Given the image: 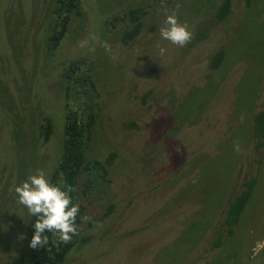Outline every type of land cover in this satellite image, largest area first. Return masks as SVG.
Here are the masks:
<instances>
[{
	"label": "rangeland",
	"instance_id": "1",
	"mask_svg": "<svg viewBox=\"0 0 264 264\" xmlns=\"http://www.w3.org/2000/svg\"><path fill=\"white\" fill-rule=\"evenodd\" d=\"M74 1L80 14L70 12L52 46L56 0H0V264H31L15 187L37 170L50 179L70 111L94 122L75 184L85 240L60 264H264V149L253 135L264 108V0H231L222 20L221 0ZM172 13L193 34L184 47L160 36ZM252 177L228 233L223 210Z\"/></svg>",
	"mask_w": 264,
	"mask_h": 264
},
{
	"label": "trees",
	"instance_id": "2",
	"mask_svg": "<svg viewBox=\"0 0 264 264\" xmlns=\"http://www.w3.org/2000/svg\"><path fill=\"white\" fill-rule=\"evenodd\" d=\"M77 3L74 0H56L55 6L57 12H63V20L61 22V29L55 32L49 41L55 45L59 39L64 35L66 30V23L68 22V11H72L77 7ZM231 0H222L220 4L216 7V17L218 19H224L230 12ZM66 10V11H65ZM140 29V23L134 25L131 30L124 31L120 39H122V44L127 45L134 37L138 34ZM52 45V46H53ZM223 58V51H217L211 58L210 66L215 67L220 64ZM42 122L44 132V138L47 139L51 131L49 118H44ZM94 119L91 117L84 124L78 121L76 116L66 115L63 143H62V156L57 163L55 170L50 177V183L59 186V180L63 183L60 187L63 190H67L68 186L72 188L75 187L78 176L86 169L88 165L85 161V156L83 153V142L89 138V126L93 123ZM254 136L256 137V148L264 147V109L257 112L254 116ZM111 157L107 158L108 160ZM97 166V162L93 163ZM255 179L252 178L246 185L249 187L248 190H243L238 194L233 201L229 202L226 214L224 216V224L229 227V230L238 222L243 208L248 200L250 189L254 186ZM75 189V188H74ZM76 192H71L73 203L75 202ZM37 217L29 215L27 218V230L29 234L34 235L35 229L33 224L35 223ZM77 226V218H76ZM49 237V243L43 247H38L36 249H31V264H60L63 262L64 255L69 251L78 241H84L85 237L78 235L73 236L71 242L64 244L59 240L57 234L46 233ZM215 244H217L215 242Z\"/></svg>",
	"mask_w": 264,
	"mask_h": 264
},
{
	"label": "clouds",
	"instance_id": "3",
	"mask_svg": "<svg viewBox=\"0 0 264 264\" xmlns=\"http://www.w3.org/2000/svg\"><path fill=\"white\" fill-rule=\"evenodd\" d=\"M178 7V6H177ZM165 26L160 28L162 39L169 41L179 47L186 46L193 38V34L188 30L186 23H180L175 13L166 16ZM92 39L98 38L93 36ZM87 41H80L79 47L87 46ZM106 52L111 53V45L100 42ZM95 51L94 48L89 49ZM165 49L160 48V54L164 55ZM115 59V55L112 56ZM239 151V145H236ZM75 189L71 186L67 190L50 183L49 178L43 170H37L35 174L28 177L21 185L15 187L18 196L17 203L23 205L29 215L37 217L33 224L35 232L30 240L29 246L33 249L43 247L49 243L46 233L57 234L59 240L64 244L71 242L73 236L78 235L76 218L80 211L79 204H74L71 192ZM82 219H89L84 216Z\"/></svg>",
	"mask_w": 264,
	"mask_h": 264
},
{
	"label": "flooded vegetation",
	"instance_id": "4",
	"mask_svg": "<svg viewBox=\"0 0 264 264\" xmlns=\"http://www.w3.org/2000/svg\"><path fill=\"white\" fill-rule=\"evenodd\" d=\"M221 1H222V0H221ZM219 4H220V3H219ZM219 4H218V5H219ZM218 5H217V6H218ZM55 7H56V6H55ZM55 7H54V8H55ZM65 11H66V10H65ZM63 12H64V11H63ZM63 12H60V13H59V12H56V8H55V13H53V14H55V15L58 14L59 16H61V15L63 16ZM70 12L77 13L78 15L80 14V11L78 10V8H75V9H73L72 11H68V10H67V13H68V21H69V18H70V16H71ZM73 13H72V14H73ZM229 13H230V12H229ZM229 13H228V14H229ZM215 14H216V13H215ZM228 14H227V15H228ZM50 16H52V15L50 14ZM62 16H61V19H58L59 21H57V20L55 21V17L52 18V30H51V34H49V35H50L49 38H50L55 32H58V31L61 29V22H62V20H63ZM226 17H227V16H226ZM219 20H222V19H219ZM54 22H55V23H54ZM67 23H68V22H67ZM67 23H66V25H68ZM57 26H58V29H57ZM66 28H67V27H66ZM64 34H65V33H64ZM47 41H48V44H49V42H50L49 39H47ZM51 44H52V43H51ZM52 45H53V44H52ZM50 50H51V49H50ZM66 80H67V78H66ZM263 109H264V108H263ZM263 109H261V110H263ZM261 110H259V111H261ZM259 111H258V112H259ZM69 113H70L72 116H77L76 113H75L74 111H72V112H71V111H70V112H67V115H69ZM256 113H257V112H256ZM256 113H255V114H256ZM254 116H255V115H254ZM90 117H91L92 119H94V115H93L91 112H88L87 115H86V121H85V123L88 121V119H89ZM76 118H77V117H76ZM253 118H254V117H253ZM77 119H78V118H77ZM78 121L80 122L79 119H78ZM253 121H254V120H253ZM93 122H94V121H93ZM92 124H93V123H92ZM92 124L89 126V132H90V133H91V128H92L91 126H92ZM43 125H44V123L41 125V127H43ZM44 132H45V131H42V132H41V139H42V142H45V141H46V139L44 138ZM90 133H89V138L86 139V140L83 142V146L86 145V141H87V142L89 141V139H90ZM253 133H254V129H253ZM253 135H254V134H253ZM254 140H255V141H254V146H255V145H256V137H255V136H254ZM255 148H256V147H255ZM261 148L264 149L263 146H262V147H259V148H256V149H261ZM83 171H84V170H83ZM83 171H82V172H83ZM78 178H79V176H78ZM78 178H77V180H78ZM252 178H254V177H252ZM252 178H251V179H252ZM251 179H250V180H251ZM254 179H255V178H254ZM248 181H249V179H248L246 182H248ZM246 182H245V187H244L241 191H243V190H248L249 187L246 185ZM254 183H255V182H254ZM74 188H75V187H74ZM252 188H253V187H252ZM251 190H252V189H250V193H251ZM241 191H239L237 194H235V195L232 197V199H230L229 201H227L226 206H225V208H224V210H223V215H222V219H221V226H222V227H225V228L227 229V232H228V233H231V232H232L233 228L235 227V225H236L238 222L232 227L231 230H229V227H228L227 225L224 224V216H225V214H226V210H227V208H228V204H229V202L233 201L234 198H235L238 194H240ZM75 192H76V190H75ZM249 198H250V194H249L248 200H249ZM248 200H247V202H248ZM247 202H246L245 206L247 205ZM245 206H244V208H245ZM244 208H243V210H244ZM242 212H243V211H242ZM241 214H242V213H241ZM240 216H241V215H240ZM77 219H78V216H77ZM77 221H78V220H77ZM215 245H216V244H215ZM263 246H264V243L260 246V248H262ZM258 250H259V249H258ZM258 250H257V251H258Z\"/></svg>",
	"mask_w": 264,
	"mask_h": 264
}]
</instances>
